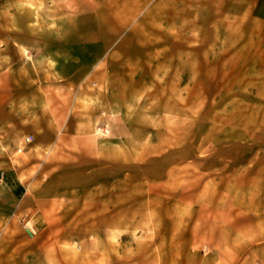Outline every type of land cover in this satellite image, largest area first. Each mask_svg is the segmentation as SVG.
I'll use <instances>...</instances> for the list:
<instances>
[{"label": "rangeland", "instance_id": "1", "mask_svg": "<svg viewBox=\"0 0 264 264\" xmlns=\"http://www.w3.org/2000/svg\"><path fill=\"white\" fill-rule=\"evenodd\" d=\"M0 264H264V0H0Z\"/></svg>", "mask_w": 264, "mask_h": 264}, {"label": "built area", "instance_id": "2", "mask_svg": "<svg viewBox=\"0 0 264 264\" xmlns=\"http://www.w3.org/2000/svg\"><path fill=\"white\" fill-rule=\"evenodd\" d=\"M29 141V140H28Z\"/></svg>", "mask_w": 264, "mask_h": 264}]
</instances>
